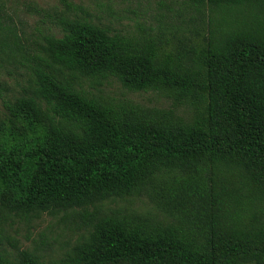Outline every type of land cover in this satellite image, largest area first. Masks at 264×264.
<instances>
[{"label": "trees", "instance_id": "16d2710c", "mask_svg": "<svg viewBox=\"0 0 264 264\" xmlns=\"http://www.w3.org/2000/svg\"><path fill=\"white\" fill-rule=\"evenodd\" d=\"M182 1L135 36L63 17L34 51L0 22V71L26 79L3 100L0 216L62 214L68 264H264V0ZM109 79L169 105L87 90Z\"/></svg>", "mask_w": 264, "mask_h": 264}, {"label": "rangeland", "instance_id": "374dc122", "mask_svg": "<svg viewBox=\"0 0 264 264\" xmlns=\"http://www.w3.org/2000/svg\"><path fill=\"white\" fill-rule=\"evenodd\" d=\"M182 0H0V22L15 28L21 41L35 50L34 43L42 36H61L59 21L63 17L92 22L121 35H138L139 27L155 30L179 23L177 16L185 13ZM0 71V122L5 117L3 100L18 95L26 87L24 70L6 66ZM87 90L114 101H130L145 108H165L168 101L154 92L131 93L109 79L96 86L86 84ZM120 204V203H119ZM118 204V205H119ZM131 208L147 210L146 198L136 199ZM0 250L7 251L18 263L22 252L33 251L42 241L40 264H68L67 253L72 247L77 230L63 224V215H42L31 221L0 216Z\"/></svg>", "mask_w": 264, "mask_h": 264}]
</instances>
